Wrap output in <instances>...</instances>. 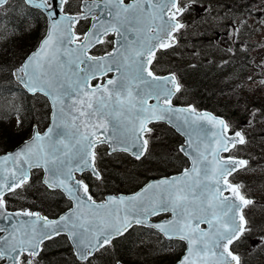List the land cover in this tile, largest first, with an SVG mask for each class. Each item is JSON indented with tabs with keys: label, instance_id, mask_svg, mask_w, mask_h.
I'll return each mask as SVG.
<instances>
[{
	"label": "snow or ice",
	"instance_id": "obj_1",
	"mask_svg": "<svg viewBox=\"0 0 264 264\" xmlns=\"http://www.w3.org/2000/svg\"><path fill=\"white\" fill-rule=\"evenodd\" d=\"M26 3L41 10L51 26L39 51L29 55L13 75L26 89L43 91L53 97L54 107L59 106L53 114V127L44 134L35 132L30 143L0 159V264H33L30 259H22L25 253L30 257L39 255L44 240L65 230L75 246V255L91 264L90 257L96 251L134 225L158 229L168 239L186 241L187 254L179 264H196L195 258L209 256L212 264H241L230 246L246 230L243 209L252 201L228 177L247 161L232 156L222 159L220 153L228 151V145L244 144L245 138L240 131L229 136L223 119L207 115L193 119L194 107H173L172 97L180 91L175 76L164 79L150 69L155 51L170 47L171 42L165 41H171L173 33L184 27L177 22L183 10L178 0H137L129 5L124 0H84V17L96 22L76 47L72 45L79 37L73 26L79 23L80 13L65 14L69 0ZM140 3L146 7L141 8ZM152 31L156 34L151 35ZM110 32L119 38L117 47L105 57L90 55V46L103 44ZM107 73L116 76L94 87L90 84ZM90 93L98 94V99L94 112L87 115L116 118L120 130L113 135L102 131L81 134L78 126L73 127L85 116L83 111L74 115L73 109L82 103L81 97ZM149 100L155 103L150 105ZM87 107L92 109V103ZM122 109L134 113L126 125L119 120ZM153 120L167 121L187 137L179 151L192 158V167L179 177L149 182L133 196H109L105 203H97L86 178L76 179L75 173L88 172L99 178L94 166L97 143L141 159L149 144L145 133L153 131L147 125ZM199 120L217 126L211 138L208 129L197 124ZM9 161L11 165L6 166ZM33 167H43L48 173L44 184L66 193L73 202L74 206L58 220H49L38 212L8 210L5 196L24 186ZM81 209H87L91 219ZM162 214H171V218L150 223L152 217Z\"/></svg>",
	"mask_w": 264,
	"mask_h": 264
},
{
	"label": "rangeland",
	"instance_id": "obj_2",
	"mask_svg": "<svg viewBox=\"0 0 264 264\" xmlns=\"http://www.w3.org/2000/svg\"><path fill=\"white\" fill-rule=\"evenodd\" d=\"M19 1L20 0H18V2ZM196 1L198 3L196 8L197 11L204 12V17H210L206 22H202L201 24L194 21L196 18H192L194 25L185 28L181 32L186 44L188 43L189 45H192L193 34L198 29H204L210 34V31L214 28L216 30L213 32L217 33L220 30L219 26L221 23H224L225 18L232 13H234L233 17L235 18V21H241V30L244 25L250 27V33L244 39H239V42L243 43L241 44L242 46H240L241 50L239 52L246 53L249 56L250 66L246 69L247 61H244L242 64V61L237 62L235 59L229 60L226 64L231 66V69L237 72L233 71L232 75L230 70L225 72L223 75L225 78L217 85V88H225L226 90L221 92H209L210 96H215L211 101L212 104H219V102L222 105L223 103L227 104L223 105L225 106V114H229L228 110L231 111L233 109L237 111V117L231 116V122L242 127L247 134L246 144L237 148L236 153L248 157L250 164L245 170L236 174L233 181L240 184L244 193L252 194L254 196V198L252 197L254 202L251 207L247 208L246 213L247 216L250 215L253 220L252 223L254 228L259 224V226L264 229V217H261L264 216V210H262L261 213L259 211V208L260 210L263 208L260 207L261 204L264 203V169L262 168L264 167L262 164L264 162V108L262 109V106L264 107V0ZM200 1H203L202 6H199ZM210 3H213L215 7H210ZM9 5V7L4 10H0V13L3 14L10 11L17 4L12 0ZM18 5L17 8H15V13L19 12ZM223 7L225 9H223ZM212 15L215 17H212ZM20 20L22 28L25 30H27L28 27L33 26V20L27 15L21 16ZM11 35L12 32L10 29H7L3 25L0 27V65L4 60L7 62H12L13 60L15 67L21 63V59L24 56L23 48L21 46L25 45V38L28 33H21L18 42L14 41L13 43H11V39L13 38ZM36 36L39 38L41 34H38L37 32ZM29 38H27V41ZM209 38L210 36L204 40L209 44V49L201 50L205 47L202 44L199 46L197 45L198 47L192 46L190 47L188 54L185 55L184 49L186 48L184 46H179L178 50L163 54L158 65L154 66L156 71L164 73L176 70L180 66H182V68L187 65L193 66V62L196 61L195 56L189 57V55L193 54V50H196L198 57L211 56L214 54L218 61L221 62L222 59L219 54L222 45L221 43L216 42L215 37H212V40ZM214 41L216 43L210 44V42ZM234 56L237 57L236 55ZM183 62H185V65L182 64ZM182 70L184 71V69ZM241 74L243 75V78H241ZM195 93H197V90H190L187 85L183 93L179 94V99H183L185 102H188L191 99L196 100L197 95ZM35 98L37 102H34V109L35 113L38 115V122L35 125L43 130L48 123L47 116L49 115V109L45 106L44 102L40 100V96H35ZM257 103L259 104V107L256 106ZM154 129L155 130H153L148 137L150 144H152L151 148L146 157L139 162H134L133 159L124 154L115 153L109 155L104 147L100 149L98 161L99 167L104 171V181L96 183L95 180L86 177L95 196H100L101 198L104 196L101 189L106 192H131L141 186L143 180H148L150 175L159 176L177 172L179 167H182L180 164V155H178V150H176L177 142H179V140H177L175 135H169V131L161 125L156 126ZM30 130H28L26 138L29 137ZM4 151L0 150V153ZM108 167H110L111 170ZM111 171L114 172L112 174L113 177L110 176L112 173ZM39 179V177L35 176L33 179L35 183L32 184L34 188L29 190H27L28 188L23 189L24 191L20 196L10 198V204L13 205L19 202L24 203L25 201H31V196L37 195L38 198L35 201V204L38 203L51 214H58L63 211V209H65L63 198L58 197L57 194H53L49 199L50 195L43 191L40 184H36ZM102 185L104 188H101ZM107 186H109V188H107ZM124 188H128V191H125ZM132 239L136 242H133V246L123 259H118L114 256L117 249L115 245L113 247L109 246L111 249H107V252H105V264H115L118 260H122L127 264H160V262L167 261L171 264L178 260L179 256L182 254L180 245L165 243L158 235L148 230L134 231ZM253 241H258L257 236H254ZM238 243L239 242H237V244ZM243 248H245V246ZM62 249L63 251H58L55 255H52L54 258L58 256V259L54 264H73V260H69L66 256L68 248ZM93 262H96V260Z\"/></svg>",
	"mask_w": 264,
	"mask_h": 264
},
{
	"label": "trees",
	"instance_id": "obj_3",
	"mask_svg": "<svg viewBox=\"0 0 264 264\" xmlns=\"http://www.w3.org/2000/svg\"><path fill=\"white\" fill-rule=\"evenodd\" d=\"M16 4L18 5V10H19L18 13H15V8H17V5L6 13L3 14L0 13V27L3 25L7 29L11 30L12 32L11 36H13V38L11 39V43H13L14 41L18 42V39H20L21 37V33H25V32L28 33L27 37L25 38L26 39L25 45L21 46L23 48V54L25 55L27 52H29L37 45L40 38L44 34L46 29V20L45 17L39 11L28 8L23 4L21 0ZM23 15H27L33 20V26L28 27L27 30L22 28V24L20 22L21 16ZM213 31L214 30L212 29L210 31L211 33L208 34V31L206 32L204 29L196 30L193 34L194 37L192 38L193 39L192 45L190 46L187 44L188 46L186 48H188L189 50L190 47L192 46L198 47L199 45L202 44L205 47L201 50L209 49V44H207L204 40L209 36H210L209 38L210 40H212V37H216ZM37 32L38 34H41L39 38L38 36H36ZM27 38H29L28 41ZM183 43H184V38L180 37V44ZM210 44H214V43L212 42ZM185 52L187 53L188 51H185L184 49V53ZM219 55L222 56L221 57L222 61L238 59V62L242 60L243 63L244 61L247 60L248 65L250 64L249 63L250 59L247 58L248 55H246L245 53H237L235 54L237 57H235L234 55L231 56V54L228 51H226L223 55H221V53ZM216 59L217 58L214 56V54L211 56H202V59L200 60L195 59L196 61L193 62L194 64L193 66L187 65V66H183V68L182 66L178 67L176 69V73L179 76H181V81L185 89L186 86L188 85L190 90H197V93H195L197 95L196 100L191 99L186 103H192L198 109H203V108L210 109L217 114L218 113L223 114L225 117L229 119L230 114L231 116H233L234 112L232 110L231 111L228 110L229 114H225L224 113L225 106L215 107L220 105L211 103L212 99H214L215 96H210L209 91L211 92L225 91L226 90L225 88L219 89L217 88V85L225 78L223 75L225 74V72H227V69H230L231 71V66L229 67V65L226 64L225 62L219 64ZM13 63H14L13 60L12 62H7L6 60H4L0 65V150L3 151L14 148L20 142H22L26 138V134L28 130H30L31 127L38 122L37 119L38 115L35 113V109H34V102H37V100L35 96L28 95L14 81L11 75V70L14 67ZM182 69H184V71ZM241 78H243L242 74H241ZM40 100L43 101L45 106L48 107V104L43 97H40ZM256 106L259 107V104L257 103ZM263 108L264 107L262 106V109ZM15 122H16V126H15ZM236 128L243 129L237 124H236ZM167 131H169L170 133L169 135H174L169 129ZM108 168L110 169V167ZM113 173L114 172L111 173L110 175L111 177H113L112 176ZM149 177H153V176L150 175ZM107 188H109V186H107ZM124 190L128 191V188H124ZM44 191L46 193L47 192L51 193L47 189H44ZM104 191L105 190L101 189L102 193H104ZM109 192H115V191H109ZM257 229L260 233H262V235H264V229H262L259 226V224L257 225ZM136 230L144 231L143 229H136ZM136 230H132L124 237L115 241L114 244L117 249H116V253H114V256L116 258L123 259V257L128 254L130 248L136 242V241L134 242L132 239L133 232ZM165 243L181 245L180 242L177 241L165 242ZM183 248H184L183 245H181L180 249L182 251ZM244 253L246 254L247 252ZM244 253L243 256H245ZM160 264H169V263L167 261V262H160ZM243 264H264V244L261 245L260 247H257V252L255 253L254 256H249V255L248 257L245 256Z\"/></svg>",
	"mask_w": 264,
	"mask_h": 264
},
{
	"label": "water",
	"instance_id": "obj_4",
	"mask_svg": "<svg viewBox=\"0 0 264 264\" xmlns=\"http://www.w3.org/2000/svg\"><path fill=\"white\" fill-rule=\"evenodd\" d=\"M7 0H0V6L2 5V4H4L5 2H6ZM140 7L141 8H145L146 7V5H144L143 3H140ZM84 15H82V16H79L78 18H80V17H83ZM50 26H51V21L50 20H48V30H47V32L50 30ZM61 27H64L63 25L61 26ZM73 31H74V28H73ZM151 35H155L156 33L153 31V32H151L150 33ZM47 35V34H46ZM46 37V36H45ZM44 37V38H45ZM233 37V29H232V27H230V30H229V32H228V38H232ZM118 36H117V38H116V40H115V48L117 47V41H118ZM172 41H174V42H172ZM82 42H84V39L81 41V42H76L75 41V43L72 45V47H76V46H78V45H80ZM169 42H171V46L170 47H173V46H175L176 45V43H177V40L175 39V38H173L172 37V40L171 41H168V40H166L165 41V43H169ZM41 44H42V41H41V43H40V45L38 46V48L34 51V52H38L39 51V48H40V46H41ZM92 47L93 46H90V48H89V50H91L92 49ZM170 47H168V48H170ZM163 49H167V48H163ZM158 50V49H157ZM156 50V51H157ZM156 51H155V53H156ZM34 52H32L31 54H33ZM30 54V55H31ZM106 55H104V56H99V57H97V58H100V57H105ZM152 61H153V59H152ZM15 72V71H14ZM108 74H110V73H107L106 75H104V76H107ZM21 75H22V73H21ZM173 74H168V75H165V76H158V77H161V78H164V79H167V78H169L170 76H172ZM104 76H102V77H104ZM116 76V74L115 73H113V75L112 76H110V77H107L106 78V80L107 79H109V78H114ZM175 76V75H174ZM102 77H100V78H102ZM18 82H19V80L18 79H16ZM105 80V81H106ZM175 80H176V77H175ZM93 81V80H92ZM92 81L90 82V84L92 85ZM176 82H177V80H176ZM99 83H101V84H103L101 81H99ZM23 85V84H22ZM96 85V84H95ZM95 85H92L93 87L95 86ZM24 86V85H23ZM171 86V85H170ZM25 88V87H24ZM26 89V88H25ZM29 93H31V94H35V93H37V92H40V93H42V94H44L45 95V93L43 92V91H40V90H37V91H35V92H32V91H29L28 89H26ZM177 93V92H176ZM175 93V94H176ZM174 94V95H175ZM133 95L135 96V93H133ZM174 95H173V97H174ZM47 97H48V99H49V101H50V104H51V109H52V111H51V120H50V124H49V126H48V128L49 127H53L54 126V112L57 110V107L59 106V105H57L56 107H54V105H53V97H50V96H48V95H46ZM172 97V98H173ZM81 99V101H82V103L81 104H79V105H77V107L75 108V109H73V114L74 115H76V116H78L79 115V112L80 111H83V112H85V116H83V117H81L80 119H77L76 121H75V124L73 125V127H76V126H78L79 127V131H80V133L81 134H84V133H87V134H91L92 132H104V134L105 135H108V136H111V135H113V132L114 131H118V130H120V129H118V124H117V119L116 118H114L113 116H92L91 118H89V116L87 115L88 113H91V112H94V110L96 109V101H97V99H98V94H89L88 96H83V97H81L80 98ZM121 99H123V100H127V97L126 96H122L121 97ZM151 101H153V102H151ZM65 103H67V101H65ZM88 103H92V105H93V107H92V109H89L88 107H87V104ZM155 103V101L154 100H149V104L151 105V104H154ZM173 107H178V106H173ZM178 108H188V107H178ZM205 115H207V116H214V117H216L217 119H223V118H221V117H218V116H215L213 113H211V112H209V111H202V112H198V111H196L194 114H192V118L193 119H195V117L196 116H205ZM134 116V113H130V112H128L126 109H122L121 110V115H120V117H119V120H121V121H123L124 122V124L126 125L127 123H128V121H129V119H131L132 117ZM69 119H71V117L69 118ZM224 120V119H223ZM225 121V120H224ZM153 122H159V121H155V120H153V121H151L149 124H151V123H153ZM164 122H166V123H168L167 121H164ZM148 124V125H149ZM169 124V123H168ZM197 124H199V125H201V126H203L204 128H206V129H208V131H209V135H210V138H211V133L212 132H214V131H216V128H217V126H215V125H213L212 123H210V122H208L207 120H199V121H197ZM148 125H147V127H148ZM171 127H173L179 134H181L183 137H184V144L186 145V141H187V137L182 133V132H180V131H178L172 124H169ZM106 126V127H105ZM47 128V129H48ZM47 129L43 132V133H41V134H44L45 132H47ZM229 129V128H228ZM59 131H64V129H59ZM35 132H38L37 131V129L35 128L34 129V131H33V134L35 133ZM33 134H32V136H31V138L30 139H28V140H26V141H24L22 144H20L16 149H14L13 151H11V152H7L6 154H4V155H0V159H3L5 156H7V155H10V154H12V155H14L20 148H22L26 143H30L31 142V140H32V138H33ZM228 135H229V133H228ZM229 136H231V135H229ZM193 140L194 141H196V137H193ZM97 144H99V143H97ZM96 144V145H97ZM95 145V146H96ZM216 145H213V147H215ZM148 147V146H147ZM193 147H195V143H194V145H193ZM201 147H202V145H201ZM231 148H233L231 145H228V151L231 149ZM118 151H122V150H117V152ZM146 151H147V149H146ZM146 151L144 152V154L141 156V158L145 155V153H146ZM228 151H222L221 153H220V156H221V154L222 153H224V152H228ZM109 152L110 153H113V152H116V151H112L111 149L109 150ZM123 152H125V151H123ZM127 153H129L131 156H133L132 154H131V152H127ZM185 155V154H184ZM188 159H189V162H190V165H189V168L188 169H190L191 167H192V158L191 157H189V156H187V155H185ZM134 157V156H133ZM221 158L223 159V157L221 156ZM209 159H211V157H209ZM11 161H9L8 162V165H6V166H10L11 165ZM245 166H241L240 168H238L236 171H238V170H240V169H242V168H244ZM35 168H42L43 170H44V168L43 167H33L31 170H33V169H35ZM31 170L29 171V177L31 176ZM235 171V172H236ZM77 173H79L80 174V172H77ZM77 173H75V178H76V174ZM234 173V172H233ZM181 174H182V172L181 173H179V174H176V175H172V176H170V177H179V176H181ZM170 177H163V178H160V179H154V180H151V181H149V182H159V181H161V180H163V179H165V178H170ZM48 178V173L47 172H45V170H44V177H43V182H44V180H46ZM77 179V178H76ZM148 182V183H149ZM147 184V183H146ZM145 184V185H146ZM144 185V186H145ZM143 186V187H144ZM142 187V188H143ZM141 188V189H142ZM141 189L140 190H138L137 192H135V193H133V194H120V195H114V194H110V195H107L106 196V200L104 201V202H97V203H105L106 201H107V198L109 197V196H115V197H119V196H125V197H129V196H133V195H135L136 193H138V192H140L141 191ZM158 191H159V189H158ZM65 194V196L67 197V194L66 193H64ZM74 206V205H73ZM123 207V205H121V208ZM81 212H82V214L85 216V217H87V218H89V219H91V217L89 216V212H88V210L87 209H81ZM64 215V214H63ZM62 216V215H61ZM59 219V218H58ZM58 219H56V220H58ZM170 219V218H169ZM169 219H166V220H163V221H167V220H169ZM163 221H160V222H163ZM160 222H151L150 221V223H152V224H155V223H160ZM203 225V224H202ZM202 225H201V227H202ZM132 227V226H131ZM131 227H129V229L131 228ZM205 229L207 228V225H205V227H204ZM158 230V229H157ZM61 233H66L69 237H70V235H69V233H68V231L67 230H65V231H63V232H61ZM173 239H176V238H173ZM185 242V244H186V249H185V251H184V254L182 255V257H184L186 254H187V248H188V245H187V242L186 241H184ZM181 257V258H182ZM180 258V259H181ZM180 259L175 263V264H179V261H180ZM196 259V264H212V257L211 256H209L207 259H200V258H195Z\"/></svg>",
	"mask_w": 264,
	"mask_h": 264
},
{
	"label": "flooded vegetation",
	"instance_id": "obj_5",
	"mask_svg": "<svg viewBox=\"0 0 264 264\" xmlns=\"http://www.w3.org/2000/svg\"><path fill=\"white\" fill-rule=\"evenodd\" d=\"M125 2H129L131 0H124ZM201 5V1L199 2V6ZM180 6H185V12L184 15L181 17L182 22L184 23V25H190L193 26V22L198 21L202 18V11L199 12L197 11V6L198 3L196 0H180ZM196 18L194 21H192V18ZM83 23H85L86 25L90 23V19L85 20ZM240 27V22H236V34L239 32L240 30H238ZM111 41V39L109 40ZM237 40L233 41L229 47L230 49H234L236 48L237 45ZM110 50V48L106 47V46H101L99 48H96L93 50L94 54H102L105 52H108ZM158 125H162V123L158 124ZM97 167H98V161H97ZM99 170H101V167H98ZM264 169V167H262ZM261 213V211H260ZM167 215H163L160 218H164ZM68 244V239L65 236H58L55 237L51 240H47L45 242H43L41 244V251L39 253V255L35 256V257H30L27 255V253H25V256L22 257V259H30L33 261V264H54L56 262V260L58 259V256H56L55 258L52 255H55L58 251H63L62 248L65 247V245ZM251 252V250H250ZM66 256L68 257L69 260H73V264H77V262L75 261V256L72 254V252L70 253L67 252ZM252 256H254V254H252ZM71 260V261H72ZM100 264H102V261L100 262ZM104 264V263H103Z\"/></svg>",
	"mask_w": 264,
	"mask_h": 264
},
{
	"label": "bare ground",
	"instance_id": "obj_6",
	"mask_svg": "<svg viewBox=\"0 0 264 264\" xmlns=\"http://www.w3.org/2000/svg\"><path fill=\"white\" fill-rule=\"evenodd\" d=\"M197 22H199V24H201L202 22H206V20H205V19H200V20H198ZM199 24H198V25H199ZM193 37H194V36H193ZM236 61L238 62V59H237ZM241 61H242V60H241ZM241 61H240V62H241ZM246 61H247V60H246ZM222 62H223V63H224V62L227 63L228 60H224V61H222ZM182 64H185V62H183ZM242 64H243V63H242ZM247 66H248V62H247ZM247 66H246V68H247ZM229 67H230V66H229ZM229 70H230V69H228L227 71H229ZM233 71H234V70L231 69V75L233 74ZM234 72H237V71H234ZM238 74H239V73H238ZM231 75H230V76H231ZM218 105H220V106H215V107H221V106H223V105H227V104H226V103H223V105H222V104H220V102H219ZM99 172H100L101 175H104V171H103L102 169H101Z\"/></svg>",
	"mask_w": 264,
	"mask_h": 264
}]
</instances>
